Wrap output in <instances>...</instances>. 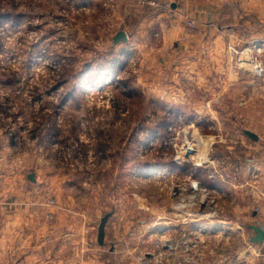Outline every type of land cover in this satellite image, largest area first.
<instances>
[{"label": "rangeland", "instance_id": "obj_1", "mask_svg": "<svg viewBox=\"0 0 264 264\" xmlns=\"http://www.w3.org/2000/svg\"><path fill=\"white\" fill-rule=\"evenodd\" d=\"M179 1L0 0V145L9 148L3 154L9 163L30 164V174L42 168L60 176L64 196L79 194L100 214L97 225L122 209L123 223L134 225L144 247L134 254L141 263L164 239L189 237L192 222L207 221L195 216L187 197L192 178L215 196L205 171L214 147L242 159L238 136L264 132L255 111L257 95L264 108V76L239 69L240 55L242 62L251 58L246 48L264 43V0H246L239 20L200 30V38L189 24L178 37L179 26L168 23ZM151 15L160 21L148 25L147 35L113 44L117 31L134 33ZM198 140L209 144L196 166L181 151ZM154 169L159 173L149 176ZM215 205L209 221L223 211L217 198ZM204 227L217 230L196 226ZM206 232L194 256H204L211 242L214 256L230 251L214 237L220 234ZM240 238L231 237L229 246Z\"/></svg>", "mask_w": 264, "mask_h": 264}, {"label": "crops", "instance_id": "obj_2", "mask_svg": "<svg viewBox=\"0 0 264 264\" xmlns=\"http://www.w3.org/2000/svg\"><path fill=\"white\" fill-rule=\"evenodd\" d=\"M245 3L246 0H180L170 10L167 21L174 29L179 26L178 37H183L184 28L189 24L194 35L200 38L205 36L200 30L227 24L231 17L239 20L241 10L247 9ZM149 17L137 22L134 33L124 27L128 41L147 35L148 25L160 21L158 16ZM128 18L132 20V13ZM243 57L240 55L239 69L252 73L251 66L242 62ZM260 94L264 96L262 85ZM255 106L263 121L262 97L255 96ZM254 133L256 139L243 132V136H238L239 142L234 141L243 151L242 159L226 157L223 145L214 147L205 167L206 182L223 211L218 219L192 222L194 228L199 223L217 227L216 231L206 234H220L214 237L225 240L230 251L214 256L215 247L211 242L206 244L204 256L190 254L184 258L179 253L180 262L176 264H264V240H252L256 235L252 226L264 228V132ZM231 141L227 144L231 145ZM8 149L0 145V264H142L141 258L134 254L144 247L136 240L134 225L129 220L123 223L126 214L122 209L119 213L114 209L109 211L104 244H100L95 219L100 214L91 213L79 194L64 196L60 176L56 178L42 168L35 171L36 181L26 182L24 176L30 175L27 170L30 164L9 163L3 154ZM50 198L56 200L54 205L49 204ZM161 228L166 226H160L156 232H161ZM235 236L241 237L239 245L229 246L230 238ZM149 254L151 258L152 252ZM165 260L171 259L165 257Z\"/></svg>", "mask_w": 264, "mask_h": 264}, {"label": "built area", "instance_id": "obj_3", "mask_svg": "<svg viewBox=\"0 0 264 264\" xmlns=\"http://www.w3.org/2000/svg\"><path fill=\"white\" fill-rule=\"evenodd\" d=\"M246 49L250 51L251 58L247 60L248 63L245 62V64L251 66V72H253L255 75H257L258 77H263L264 63L260 58H262L261 56L264 52V43L261 41L255 44H250ZM242 61H245V59H243ZM192 152L193 150H185L184 148L181 151L182 155H192L195 158V154ZM182 155H179L176 160H180ZM202 163L203 162L197 160V157L195 158L196 166L201 165ZM189 184L190 194L188 195L187 199L190 201L192 206L197 207L195 210V216L206 220L215 217L218 213L215 205L216 196H213L208 190L207 186L197 178H192ZM176 187L177 186L175 185L172 189H175V191L178 192L179 188ZM55 203L56 200L54 198H50L49 204L54 205ZM193 229L194 231L190 232L189 237L183 235L179 240L174 241L170 239H164L162 243L158 244L157 253L155 255L152 254L153 256L150 259L144 260L142 264H176V262H180L179 253H181L182 256L185 255L184 258H187L186 256L190 254H197L199 246L202 244L200 233H203L204 231H197L196 227ZM168 231L169 230H167V232ZM146 254L150 255L149 253ZM165 257L170 258L171 260L166 261ZM188 258L192 257L190 256Z\"/></svg>", "mask_w": 264, "mask_h": 264}, {"label": "water", "instance_id": "obj_4", "mask_svg": "<svg viewBox=\"0 0 264 264\" xmlns=\"http://www.w3.org/2000/svg\"><path fill=\"white\" fill-rule=\"evenodd\" d=\"M175 6H176V4L173 3L172 7H175ZM128 39H129V36H128V33L126 32V30L121 29V30L117 31L116 34L114 35L113 44L116 45L119 42H126V41H128ZM245 134H247L251 138L256 139V135H255L254 131H252V130L246 129ZM29 178L31 180L35 181V174L34 173L30 174ZM109 217H110V213H107L100 220V223L98 226V241L100 244H104L105 227H106V224L108 222ZM252 228L256 232V235L252 238V240L262 242L264 240V228L262 226H258V225H253Z\"/></svg>", "mask_w": 264, "mask_h": 264}, {"label": "bare ground", "instance_id": "obj_5", "mask_svg": "<svg viewBox=\"0 0 264 264\" xmlns=\"http://www.w3.org/2000/svg\"><path fill=\"white\" fill-rule=\"evenodd\" d=\"M196 142V141H195ZM208 142H206L205 140H198L195 144L193 143H189V142H186L185 145H184V149L185 150H193L192 153L195 154V158L197 157V159L199 160V158L203 157V155L205 154V147L208 146ZM159 173V170H156L154 169L153 171L150 172L151 175H154V174H157ZM159 175V174H158ZM167 230H169V228H161V234H165L167 232ZM197 231H208V229H204V228H199Z\"/></svg>", "mask_w": 264, "mask_h": 264}]
</instances>
